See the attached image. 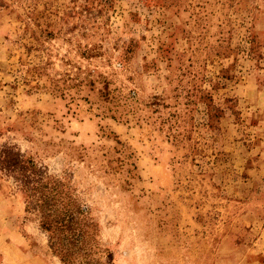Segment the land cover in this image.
Listing matches in <instances>:
<instances>
[{"label": "rangeland", "instance_id": "rangeland-1", "mask_svg": "<svg viewBox=\"0 0 264 264\" xmlns=\"http://www.w3.org/2000/svg\"><path fill=\"white\" fill-rule=\"evenodd\" d=\"M0 145L85 207L90 264H264V0H0ZM0 264H70L1 170Z\"/></svg>", "mask_w": 264, "mask_h": 264}, {"label": "trees", "instance_id": "trees-1", "mask_svg": "<svg viewBox=\"0 0 264 264\" xmlns=\"http://www.w3.org/2000/svg\"><path fill=\"white\" fill-rule=\"evenodd\" d=\"M0 170L20 185L27 210L39 212L40 226L61 259L70 264H90L92 247L88 246L96 225L85 207L64 190L62 181L15 146L0 145Z\"/></svg>", "mask_w": 264, "mask_h": 264}]
</instances>
